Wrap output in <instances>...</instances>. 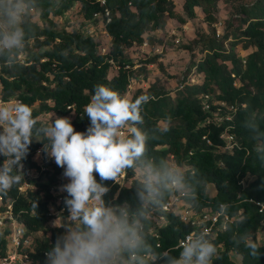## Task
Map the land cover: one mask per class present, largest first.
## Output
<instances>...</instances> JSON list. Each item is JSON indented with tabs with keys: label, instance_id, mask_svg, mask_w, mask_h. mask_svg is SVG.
<instances>
[{
	"label": "trees",
	"instance_id": "16d2710c",
	"mask_svg": "<svg viewBox=\"0 0 264 264\" xmlns=\"http://www.w3.org/2000/svg\"><path fill=\"white\" fill-rule=\"evenodd\" d=\"M105 1L106 5L96 0H25L28 5L25 15L28 58L24 64L16 58V62L9 65H4L6 61L0 59L5 75L0 76L3 100L27 104L39 118L50 113L67 118L75 115L71 120L75 130L86 132L90 120L84 109L90 103L95 85L104 84L124 97L127 94L132 78V63L126 55L128 48L152 42L144 36L165 30L168 19L181 24L195 19L196 9L201 10L205 23L213 28L218 22L217 12L222 0H185L184 15L176 11L173 0ZM224 1L238 4L239 22L232 33L233 46L242 43L244 48L254 49L245 62L242 63L233 51L225 50L224 43L229 36L218 41L213 31L204 38V57L192 65L202 76V83L191 84L190 77L185 76L175 97L153 87L147 93L136 94L131 101L146 98L141 106L143 124L138 126L149 135V155L158 165L164 162L171 167L170 162H173L177 168H185L180 174L189 190L196 189L197 193L195 201L186 196L185 201L196 210L217 211L221 204H226V214L235 218L213 241L218 247L213 264H264V211L261 214V207L257 206V203L264 205V0L250 5H242L244 0ZM77 4L81 5L83 18L91 23L96 21L93 19L95 13H102V24L112 38L108 54H102L94 36L55 29L52 17L64 16ZM106 9L110 12L109 23L104 17ZM33 10L38 11L42 25L31 20ZM31 41L35 49L44 50L33 53L28 48ZM156 60L157 57L149 59L146 64ZM115 68L117 71L111 76ZM222 103L227 108L238 107L237 112L229 113L220 105ZM227 117L232 121L227 122ZM226 132L234 136L233 153L218 151L219 147L227 145L221 139ZM42 149L43 143L32 142L27 158L22 161L21 182L0 192L5 202L14 201L13 213L29 236L44 231L53 219L51 203L57 204L58 211H63L62 216L70 214L65 205L67 193L56 197L53 191V185L64 172L55 162H50L47 170L40 174L41 180L39 177L31 181L35 190L27 188L20 192L26 173L40 170L35 158ZM4 159L0 156V166ZM96 179L100 182L98 175ZM119 179L104 182L110 189L104 199L114 205L127 204L134 210L136 177L130 170L125 173V179L132 181L130 186H122ZM209 186L214 187V195L209 194ZM172 196L166 199L165 205ZM155 215L165 216L168 224L160 227L152 219L150 242L158 250L175 247L174 255L178 256L181 242L191 231L189 225L162 210ZM151 230L154 231L151 233ZM246 232L260 245L259 257L250 255L244 244L234 242V237ZM7 235L8 232L0 236V258L6 255ZM61 235L63 232L57 229L51 237L34 241L31 258L46 264L45 253ZM233 253L241 257L240 263L232 259Z\"/></svg>",
	"mask_w": 264,
	"mask_h": 264
},
{
	"label": "clouds",
	"instance_id": "9594fccd",
	"mask_svg": "<svg viewBox=\"0 0 264 264\" xmlns=\"http://www.w3.org/2000/svg\"><path fill=\"white\" fill-rule=\"evenodd\" d=\"M22 4L23 0H0V59L9 64L24 53L29 39ZM145 101V97L131 101L104 84L95 85L84 109L90 120L86 132H77L67 117L40 123L32 108L19 101L0 105V156L5 158L0 166V192L21 182L22 161L34 140L43 143L42 151L64 169L63 176L70 181L61 188L67 193L70 215L63 224L58 225L60 219L54 222L64 234L46 252V264H213L218 256L207 228L186 236L178 256L175 247L158 250L150 242L149 225L166 199L180 193L195 201L197 193L189 190L174 168L164 162L158 165L149 155V135L138 126L143 124ZM129 170L136 177L134 210L104 199L110 191L104 182H116ZM257 206L260 211L264 207ZM227 209L221 204L218 212L212 211L223 216ZM234 242L244 244L253 257L260 256V245L251 234L234 237Z\"/></svg>",
	"mask_w": 264,
	"mask_h": 264
},
{
	"label": "rangeland",
	"instance_id": "374dc122",
	"mask_svg": "<svg viewBox=\"0 0 264 264\" xmlns=\"http://www.w3.org/2000/svg\"><path fill=\"white\" fill-rule=\"evenodd\" d=\"M173 1L176 6V11L184 15L183 5L185 0ZM255 1L256 0H244L242 5H250ZM237 8L238 4H227L224 0H222L219 3L217 12L218 22L213 26V28H210L205 23L204 15L200 9H196L197 17L195 19L188 20L186 24H181L175 19H168L165 30L150 32L144 36L146 39H152V42L145 43L142 46H133L132 48H128L126 55L127 59H129L130 63H132L130 66L132 78L131 85L125 97L132 100L136 94L147 93L153 87L163 89L172 97H175V91L181 87L182 78L185 76L190 77L191 84L202 83V76L198 75V72H195V69H192V65L198 63L204 57V38L213 34V31H215L214 33L218 41L224 39L225 36H229L226 43H224L225 50L227 52L233 51L236 57L244 63L254 49H246L242 43L233 46L235 39L232 36V33L235 32L239 22V13H237ZM52 19L56 24L55 29L57 31H66L69 33L77 31L83 36H94L96 41L99 43L102 54L106 55L109 53L112 47V38L110 39L105 33L102 21L97 20L95 23L86 21L83 18L80 4H77L64 16L52 17ZM31 20L42 25L39 13L36 10L31 12ZM183 47H190V49H185ZM28 48L31 49L33 53L44 50L39 48L35 49L32 41L30 42V46ZM103 49L106 50V53L102 51ZM21 55L22 58H18V61H20L21 64L27 62L28 51H24ZM156 57V62L146 64L147 60ZM112 71L111 76L116 73L117 69L115 68ZM234 113L236 112L231 111V114ZM74 116L75 115H71L70 119L73 120ZM55 117L56 116L53 113L44 114L40 117V121L43 123H50ZM161 125L165 126L163 123ZM35 160L37 163H41L39 157H36ZM173 164V162H170L171 167L177 172H184L185 168L179 169ZM45 166L47 167L48 164ZM39 177L40 175L34 176V181L39 179ZM41 178L42 177H40V180ZM119 181L122 186H130L132 183L131 180L125 179V175L121 176ZM69 182L70 181L63 175L59 178L58 182L53 185V191L56 197H60L66 193L61 191V188ZM30 187L33 186L30 185ZM208 191L210 195L215 194L213 186H209ZM55 201L58 202V198H56ZM50 210L53 214V219L47 224L45 230L38 234L30 235L35 243L37 240H44L45 238L51 237L52 232L57 229H60L64 234V229L55 227L54 222L60 219L58 221V225L63 224L64 220L66 221L70 214L67 217L62 216L63 211H58L57 204L55 203L50 204ZM1 234L2 231H0V235ZM258 238L259 242L262 243V237L258 235ZM231 257L234 261L240 263L241 257L237 254L233 253Z\"/></svg>",
	"mask_w": 264,
	"mask_h": 264
},
{
	"label": "built area",
	"instance_id": "2783aa9c",
	"mask_svg": "<svg viewBox=\"0 0 264 264\" xmlns=\"http://www.w3.org/2000/svg\"><path fill=\"white\" fill-rule=\"evenodd\" d=\"M96 2L102 5H106L105 0H96ZM22 9L24 11V14H26L27 4L25 0H23ZM104 17L106 19V23H109L111 21L110 12L108 11V9L105 10ZM93 19L101 20L103 23L102 13L99 12L95 13L93 15ZM105 33L107 34L106 30ZM107 36L109 35L107 34ZM102 51L106 53L105 49H103ZM18 58H22V55L17 57V59ZM18 62L21 63L20 61ZM4 65H9V63L6 62L4 63ZM2 66L3 64H0V76L5 77V75L2 72ZM2 89H3V84L0 80V105H4V106L15 105L18 101L3 100ZM220 105L226 108L229 113H231V111L237 112L238 110V107L229 106V108H227L226 104L223 103ZM207 109H209L208 106ZM225 119L227 122L232 121L231 117H227ZM218 122L221 123L223 121L219 120ZM0 130L3 131L2 128H0ZM221 139L225 140L227 142V145L225 147H219L220 148L218 150L219 153H224L227 151H231V153H233V146H236V144L234 145V143H232L234 141V136L229 135L228 132H226L221 135ZM207 142L209 145H211V142L209 140ZM36 157H39L41 160V163H38V165L40 166V170L36 169L29 173H26L25 175L26 181L23 184V186L20 188V192H25L27 188L35 190V186L30 187L31 181H33L34 176L40 175L41 173L46 171L47 167L45 165L49 164L50 162H54V159L49 158L47 154L44 153L42 150H39L37 152ZM184 197L185 195L180 193L173 194V196L169 199L167 204L163 207L162 211L166 213H172L178 216L182 222L188 224L191 229L189 234L193 232H199L202 229L207 228L209 229V234L213 237V241H214L220 232H223L227 229L228 223L233 221V219L226 214L223 216L216 215L218 211L214 212L209 209L198 211L196 209H193L185 201ZM13 205H14V201L9 199L8 201L5 202L3 197L0 196V231H2V234L0 236L2 237L8 232L7 235L8 245H7L6 255L0 258V264H40L39 262L34 261L30 256V254L34 252L32 248L33 239L31 236L27 234L26 228L17 221L13 213ZM263 210L264 207H262V210L260 212H262ZM153 220L156 221V223L160 227H163L168 224L167 220L165 219V216L158 217L157 215L154 214ZM153 231L154 230H151V233ZM183 241L181 242V245Z\"/></svg>",
	"mask_w": 264,
	"mask_h": 264
},
{
	"label": "crops",
	"instance_id": "0c3cea01",
	"mask_svg": "<svg viewBox=\"0 0 264 264\" xmlns=\"http://www.w3.org/2000/svg\"><path fill=\"white\" fill-rule=\"evenodd\" d=\"M146 43H148V42H146Z\"/></svg>",
	"mask_w": 264,
	"mask_h": 264
}]
</instances>
